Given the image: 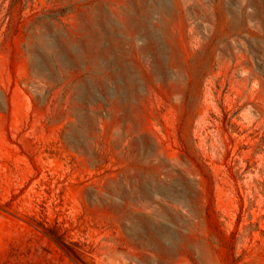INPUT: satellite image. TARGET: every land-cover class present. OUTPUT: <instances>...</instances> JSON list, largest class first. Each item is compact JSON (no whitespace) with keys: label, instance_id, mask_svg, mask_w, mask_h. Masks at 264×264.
Segmentation results:
<instances>
[{"label":"rangeland","instance_id":"374dc122","mask_svg":"<svg viewBox=\"0 0 264 264\" xmlns=\"http://www.w3.org/2000/svg\"><path fill=\"white\" fill-rule=\"evenodd\" d=\"M187 1L0 0V264H264V2Z\"/></svg>","mask_w":264,"mask_h":264},{"label":"bare ground","instance_id":"6f19581e","mask_svg":"<svg viewBox=\"0 0 264 264\" xmlns=\"http://www.w3.org/2000/svg\"><path fill=\"white\" fill-rule=\"evenodd\" d=\"M161 2L154 5L153 6V10H157L159 11L163 16L164 19L169 23L171 21V18L176 15L175 13H177L178 15L181 16L182 19H185V16L187 15V4L188 1L187 0H174L172 1L173 4L175 5V11L172 10V4H170L171 1L169 0H160ZM208 1V2H206ZM213 0H201L200 3H202L204 6L210 7V4L212 3ZM238 3V7L234 8L231 5L230 0H221L220 6H219V10L221 12V14L223 15V18L226 21V24L228 25V28L230 30H235V29H239L240 27H242L244 25V20L246 17H250L255 15V13H259L261 16H263V0H236ZM154 2V1H153ZM192 2V1H191ZM206 2V3H205ZM193 3V2H192ZM251 3H256V9L254 11H252L251 13L249 11H247L246 9V5L251 4ZM193 5V4H192ZM197 6V5H196ZM195 7V6H193ZM203 8V7H202ZM205 8V7H204ZM206 8L204 9L207 10ZM210 9V8H209ZM207 10V14H206V18L208 19V24H212L213 20H214V14L212 10ZM258 9V10H257ZM201 10V9H199ZM189 11V9H188ZM193 12V9H192ZM196 12V11H195ZM202 12V11H201ZM190 13V11H189ZM198 14V13H197ZM201 14V13H200ZM196 15V14H195ZM202 15V14H201ZM110 17V16H109ZM187 17V16H186ZM203 17V16H201ZM145 20V19H144ZM262 24L264 25V18L262 17ZM111 22V21H110ZM109 22V23H110ZM160 22V21H159ZM141 24V23H140ZM152 25V24H151ZM159 25V24H158ZM154 26V25H153ZM158 27V26H157ZM155 27V29L157 28ZM160 27V26H159ZM134 28V27H133ZM153 28V27H152ZM135 29V28H134ZM147 29V28H146ZM145 29V30H146ZM144 30V29H143ZM159 31V30H158ZM155 32V31H153ZM135 34V33H134ZM151 34V33H150ZM121 37V36H120ZM152 37V36H151ZM160 38V37H159ZM161 39V38H160ZM163 39V38H162ZM133 40V39H132ZM137 47V46H136ZM145 48V47H143ZM163 48V47H162ZM139 49V47H138ZM166 50H167V46H166ZM168 52V51H166ZM167 54V53H166ZM165 54V56H166ZM101 55V54H100ZM123 56V55H122ZM167 57V56H166ZM107 58V57H106ZM101 60V59H100ZM102 61V60H101ZM100 62V61H99ZM161 62V61H160ZM166 63V62H165ZM103 64V63H102ZM110 64V63H109ZM101 65V64H100ZM106 65V64H105ZM160 66V65H159ZM126 69V68H125ZM116 72V71H115ZM136 72V71H135ZM168 70L165 68L164 69V75L167 74ZM137 73V72H136ZM125 74V73H124ZM139 76V75H136ZM132 78V77H131ZM136 79V78H135ZM140 80V79H138Z\"/></svg>","mask_w":264,"mask_h":264}]
</instances>
